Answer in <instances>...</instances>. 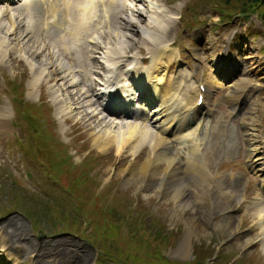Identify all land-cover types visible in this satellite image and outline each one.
Masks as SVG:
<instances>
[{"label":"rangeland","instance_id":"374dc122","mask_svg":"<svg viewBox=\"0 0 264 264\" xmlns=\"http://www.w3.org/2000/svg\"><path fill=\"white\" fill-rule=\"evenodd\" d=\"M161 1L169 9L162 20L169 29L167 36L163 38L171 41L177 48L181 56L179 58L188 63L194 77H204L213 69L211 63L215 60H208L212 43L215 42L216 47L221 49L220 44L227 41L223 49L227 50L232 64L230 83L242 81L243 84L250 82L254 86L260 82L261 87L251 90L249 98L246 97L249 102L245 107V116L249 132L256 130L255 128L263 129L264 27L255 13L245 11V15L236 14L240 10V0ZM143 3L144 0H136L131 4V9L135 11L127 9L123 15L119 11L120 17L116 15L117 17L112 16L113 19H110V26L115 25L117 28L122 22L121 17L127 18L131 23L130 29L125 31L128 37L127 50L131 49L129 54L138 49L143 50L139 39L142 38L141 29L146 24V16L137 10L144 8ZM72 4L69 9L73 13L78 12L74 1ZM0 7H4V4H0ZM43 16L37 20L35 16L31 17L35 27L32 29L34 35L28 41L18 38L13 42L12 46L16 43L17 51L0 54V254L4 245L10 254L16 256L12 264H58L56 261L52 263L51 259L60 255L59 259L65 260L69 249H73L76 255L82 254L79 257L72 254L75 258L73 264H182L178 261H188L186 264H264L262 245L254 238L252 230L250 207L237 211L234 209L228 213L231 225L221 226L219 224L226 211L222 210L223 215L219 214L221 209L215 203L218 198L217 188L209 189V184L206 183H181L180 188L188 193L189 198L190 193H197L196 196L199 193L200 200L194 203V207L199 222L206 229L187 234L186 253L183 254L177 249L185 239L187 229L183 218L177 217L173 212V188L165 184L155 187V180L150 175L138 173L133 177L138 169L136 164L144 160L146 147L139 148V152L133 156L126 148L121 154L114 153L112 145L99 150L91 141L88 120L73 124L79 134L73 139L70 140L68 135L67 139L58 136L57 129L51 122L57 116V104L51 96V88L58 87L57 83H60V87H63L61 94L65 92L66 98L71 102L80 101L82 95L76 94L72 84L68 85L69 79L66 76L62 77L59 70L47 65V61L53 58L49 49L56 50L55 58L60 57L71 63L74 69L86 74L94 75L97 71L102 74L105 69L96 61L98 58L91 57V61L84 59L83 37L74 54L70 47L73 38L71 35L64 33L61 41H56L53 33H43ZM26 18L25 15L24 19ZM234 28L236 33L227 39ZM193 35L199 39L194 41ZM217 48L214 50L217 51ZM94 49L99 51L98 47ZM96 51L93 53L98 56ZM142 54H145V50ZM29 60L32 64L47 65L49 76L42 72L44 74L40 76L39 83L31 82L36 69L29 66ZM75 61H80L81 67L75 68ZM175 63L171 61L169 67H174ZM228 71L229 69L226 73ZM215 78L209 85L207 97L212 103L210 107L214 109L209 120V130L217 132V137L224 146L209 144L212 145L211 149L218 150L209 154L212 158H209L206 165L213 174L224 173L221 175L224 186L235 194H242L245 200L254 196L258 178L250 164L245 165L244 137L236 129L238 117H231L226 105L227 101L233 99L231 92L226 87V82ZM224 94L228 97H222ZM2 105L7 107L10 117L2 115ZM84 116L88 114L85 113ZM78 118H74V122ZM232 121L235 127L231 126ZM51 131H54L55 138L62 145L66 147L72 141L82 152L74 153L70 147L62 150L58 143L48 145L56 151L51 152V148L47 150L46 145L53 133ZM11 137L16 138L9 141ZM60 152H66L64 159L60 158L63 157ZM87 153L91 156L86 159L91 167L86 170V174H94L95 185L91 186L94 181L89 177L76 185L73 182L77 180L74 175L79 172L82 158ZM220 153L222 156H216ZM259 157L256 160L258 162L253 157L250 160L259 163L263 161ZM181 166L178 163V167ZM62 167H66V170ZM162 167L163 163L160 162L158 169L161 171ZM129 168L132 171L122 172V169ZM49 173L51 178L47 176ZM229 174L231 182L233 181L231 184L226 181ZM90 190L98 195L96 208L91 207L93 196ZM207 191L210 192L209 203ZM79 201H82L81 207H77ZM231 203L234 206L236 202ZM246 238L249 241L246 242ZM62 246L68 250L63 249L64 253L59 254L58 249ZM47 255L51 257L47 259ZM40 257L45 260L38 262Z\"/></svg>","mask_w":264,"mask_h":264},{"label":"bare ground","instance_id":"6f19581e","mask_svg":"<svg viewBox=\"0 0 264 264\" xmlns=\"http://www.w3.org/2000/svg\"><path fill=\"white\" fill-rule=\"evenodd\" d=\"M29 1L31 0H18V4L16 5H23L24 11H28L25 3H28ZM40 1L41 0H32L31 5L38 3L39 9H42L43 4ZM124 1H126L127 5L131 2L130 0H121V3L123 4ZM55 2L56 0L51 1V3H47L44 8V11H46L48 15V21H46V16L45 24L50 27L51 25H55L54 17L49 16V14L56 15L52 8L53 3ZM74 3L76 9L79 11L76 13L69 11L70 20H68L67 29L63 32L71 35V38L73 37L72 39L74 40L71 39L72 41L70 47L72 50L77 52V44L75 41L78 42L83 36L85 39L87 36V28L92 31H96L92 28H98L101 26L104 27L101 30L104 32V35L101 36L99 34L98 36H100L101 39L95 44V46L99 49V55H95L96 57L94 58L98 57L96 61L102 64L101 66L105 69V77L101 74L100 78H102L104 82L98 83L97 91H92L90 88L82 90V87L78 84V78L74 76L75 69L72 67L71 63L64 61L60 57L55 58L56 50L54 48H50L49 50L51 51V56L53 58L47 61V65H52L54 70H59L62 77L66 76V79H69L68 85L72 84L74 86L75 92H77L76 94L81 96L83 93L85 96H90L84 97V95H82L80 101L75 100L71 102L70 99L66 98L67 94H65V92H62L61 94L63 87L61 88L60 83H57L59 86H53L50 91L51 96L56 102L54 103L57 104V114L59 116L70 117L72 119L79 117L78 121L74 122V124L79 123V121L84 122L88 120L87 126H89L91 141L99 148V150L112 145L111 147L115 148L116 154H121V152L126 148L128 149L130 155L133 156L139 148L146 147V151L148 152L146 153L145 151L144 160L139 164H136L138 165V169L133 173V177H136L140 173L142 175H150V178H155L158 184H165L169 188H173V212L176 213L177 217L183 218L187 229L185 239L181 241L177 250L185 254L186 252L184 253V251L186 250L185 245L187 244V234L200 229L203 232L206 229L205 225L199 222V217L196 216V208L194 207V203L196 204L198 203L197 201L200 200V195L199 193L197 196V193H190L189 198L187 195L188 193L184 192L180 188L182 179L184 177L187 179L191 177L190 182L193 184L198 183L199 185L202 183L207 184L208 178L214 179V182H216L215 187L218 190V198H216L215 203L218 204L221 211H226L225 216L220 221L219 225L221 226L227 227L231 225L230 219L228 218V213L232 212V208H234L231 201H239V195L231 192L228 187L224 186L221 181L222 174H213L209 172L206 165V156L208 155L203 151V149L208 147V139L206 137L207 132L205 130L206 118L204 119L202 115H205V113L208 112V109L198 106V110L202 112V115L198 116L190 126L186 125L195 113L193 108L197 106V90L195 91L193 87L192 93H195L191 96L192 93L190 94L187 90L182 88L183 84H191V82H185L183 79L184 77H189L191 74L190 69L183 71L179 70L181 71L179 77L171 76L172 72L168 63L169 60L176 55L177 48L172 45L171 41H167L163 38L167 36L169 29L166 25L167 23L165 24L162 22L164 16H166L165 14L169 12V9L161 0H144V8L137 9L140 14H145L146 16L145 18L143 17L146 20V24L141 29L142 38L139 39L141 42L140 45H142L143 50H145L144 55L142 54L143 50L140 51L138 49L136 52L131 54H129L131 49L127 50L128 42H126V39L128 37L125 31L127 32V30L130 29L129 24H131L127 18L124 19V17H121L122 22H120L118 28L115 27V25L110 27L111 23L107 25V21L110 19V13L113 12L112 9H114V3L116 4L114 0H74ZM117 3H119V1H117ZM16 5H14L13 9H10L8 12H5V9H0V54H6L7 51H17L18 47H16V43L12 46L13 42L17 41L18 38L28 41L34 35L32 30L35 29L33 19L30 17L24 19L22 13L16 11ZM65 8L64 12L67 13ZM128 10L135 11V9H131V7H128ZM115 12L116 11H114V13ZM61 14L64 13L62 12ZM113 16L116 17V14ZM40 18L42 17L39 16L38 19ZM172 18L173 17H168V19ZM46 34L48 35V33ZM89 42L93 43L92 40H89ZM209 49L212 57L220 51L218 48L217 51L214 50L213 45H211ZM89 52H91L90 48ZM141 54L143 55V58L146 59L145 64L142 62L143 58L141 57ZM17 55L19 54L17 53ZM47 65L32 64L29 60V66L36 69L32 75L31 82H38V80H40V76L44 74H42V72H46V75L50 73L46 70L48 68ZM76 67H81V65H75V68ZM184 69H187V67L185 66ZM169 70L170 73L166 76L167 71ZM79 73H81V71H77V75ZM208 78H210V80L206 85H208L209 88V85H211V83L215 80L210 73L208 74ZM129 79L134 81L127 84ZM134 83L137 85V89H139V93L136 95L137 101H133V106H128L126 105V102L131 101L134 98L133 92L129 90ZM112 84L116 86V90L112 92L116 91L121 95V104L124 106L120 108L124 107L126 109V113L131 116H142L146 119L145 122H148L149 118H152V122L148 125L145 124L146 126L141 125L140 122H137L134 119L129 120L128 122L130 123H121L117 116L119 117L123 115H121V113L119 115L115 110L112 111L115 112V114L104 113L103 111L100 113V103L97 102V105L94 107L92 105V102H94L93 99L100 94H102L101 97H104V90L106 88H110ZM203 85H205V83H203ZM112 92L107 93V95L110 94L109 103H111L110 101L112 99H115V97L112 98L114 95ZM204 96H207L206 91L204 92ZM153 98L156 99V103L151 107L149 103L154 100ZM145 103L147 104L146 107L143 105ZM98 106L100 107L99 109ZM3 112H7L6 107H4ZM76 112L78 114H75ZM85 113H87L88 116H84ZM243 119L244 117L241 120ZM182 123L184 124L182 125ZM200 124L202 126V131L201 134L198 135L197 127ZM260 133L261 135H264L263 132ZM247 135L250 143L247 145L246 156H248V158H252V156H250L252 151H258L256 145H254V136L256 135V132L251 131L247 133ZM169 137L171 138L172 148L183 152L182 159L180 157L181 154L179 157H176L178 152L171 151V147L167 148ZM219 143V141H216V147ZM173 144L176 146H173ZM181 146H183V149ZM259 159H263V161L259 163H256L253 160L249 161L250 167L255 172L259 173L258 175L260 176V180H258V187L254 192V196L249 198L243 206L251 208L249 215L252 220L254 238L260 242L262 245V251L264 252V156L259 157ZM176 160H181L183 165L181 169L178 167L179 162L175 163ZM160 162L163 163L161 171L158 169V164ZM130 168H132V166H130ZM130 168L122 169L123 171H121H129ZM130 171H132V169ZM245 241H249L248 238H246ZM1 243L2 242L0 241V244ZM63 249L68 250L62 246L58 249V251L60 250L59 254L64 253ZM67 253L69 255L65 258V260L62 258L59 259L60 255H57L58 257L55 256L51 259L52 263L56 261L58 264H73L75 263V258L72 256L73 253H75V257L82 256V254L76 255V252L73 249H69ZM45 257L48 259L51 255H47ZM38 259V262L45 260V258L43 259L41 257Z\"/></svg>","mask_w":264,"mask_h":264},{"label":"trees","instance_id":"16d2710c","mask_svg":"<svg viewBox=\"0 0 264 264\" xmlns=\"http://www.w3.org/2000/svg\"><path fill=\"white\" fill-rule=\"evenodd\" d=\"M225 2V1H224ZM240 7V10H246V9H254V10H258L261 18L264 22V0H240V5L238 6V8ZM76 177V181L74 180L73 182H75V184L77 185L80 181H82L83 179L86 180L87 177L84 176V174H78V175H74ZM82 189V188H81ZM98 196H95L92 198L93 200V204L91 205V207H95L96 208V203H97V198ZM81 203L82 201H79L78 207H81ZM132 252V251H131ZM133 254V252H132ZM166 259V257H165ZM179 263L182 264H186L188 261H178ZM118 263V262H117Z\"/></svg>","mask_w":264,"mask_h":264}]
</instances>
